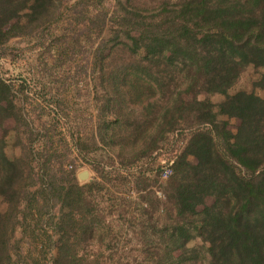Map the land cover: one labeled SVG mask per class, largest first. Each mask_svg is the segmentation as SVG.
I'll use <instances>...</instances> for the list:
<instances>
[{
  "label": "rangeland",
  "instance_id": "374dc122",
  "mask_svg": "<svg viewBox=\"0 0 264 264\" xmlns=\"http://www.w3.org/2000/svg\"><path fill=\"white\" fill-rule=\"evenodd\" d=\"M162 1L55 0L38 20L23 18L8 26L11 36L0 43V80L10 89L4 105L11 116L0 136L9 158L24 168V179L17 218L5 236L11 258L4 253V264L208 261V244L200 238L187 244L188 253L170 250L178 218L167 180L198 126L178 115L163 122L160 110L178 91L188 103L218 104L225 96L194 94L179 80L168 92L144 91L127 100L129 113L120 121L107 105L112 77L131 63L125 31L135 35L139 22L153 17ZM132 8L139 16L122 21L125 9ZM263 74L264 68L248 66L229 93L264 97L257 86ZM149 102L153 107L143 111ZM219 119L233 133L241 123ZM159 125L163 131L151 141L156 147L144 153ZM187 160L197 162L193 155ZM215 202L207 196L193 210L202 212ZM0 207L9 210L3 197ZM60 252L64 259L57 262Z\"/></svg>",
  "mask_w": 264,
  "mask_h": 264
},
{
  "label": "trees",
  "instance_id": "16d2710c",
  "mask_svg": "<svg viewBox=\"0 0 264 264\" xmlns=\"http://www.w3.org/2000/svg\"><path fill=\"white\" fill-rule=\"evenodd\" d=\"M54 2L0 0V43L11 36L8 26L13 21L38 20ZM125 10L122 21L140 14L138 8ZM152 16L139 22L135 35L125 31L131 63L112 77V97L107 103L117 120L129 113L127 100L144 91L168 92L179 80L194 94L225 96L218 104L188 103L178 91L160 110L163 122L178 115L198 126L185 151L174 160L167 180L168 198L178 218L170 250L188 253L187 244L200 238L208 244L205 264H264V97L246 91L229 93L248 66L264 68V0H165ZM114 34L121 37L117 31ZM168 78L172 83L165 82ZM257 86L264 90V74ZM9 92L0 80V128L11 116L4 105ZM151 107L149 102L142 110ZM221 115L241 121L236 133L219 119ZM162 131L159 125L144 153L156 147L151 141ZM5 148L0 136V197L9 203L6 213L0 207V264H4V253L11 258L5 236L17 218L24 179L20 161L9 158ZM188 155L197 162H188ZM207 196H213L215 204L194 211L193 206L204 203ZM63 259L60 252L56 261Z\"/></svg>",
  "mask_w": 264,
  "mask_h": 264
},
{
  "label": "water",
  "instance_id": "95a60500",
  "mask_svg": "<svg viewBox=\"0 0 264 264\" xmlns=\"http://www.w3.org/2000/svg\"><path fill=\"white\" fill-rule=\"evenodd\" d=\"M85 175H86V172L80 174L81 177H84Z\"/></svg>",
  "mask_w": 264,
  "mask_h": 264
}]
</instances>
